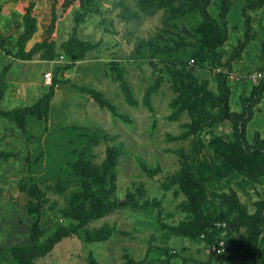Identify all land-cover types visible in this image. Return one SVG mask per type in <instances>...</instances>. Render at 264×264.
<instances>
[{"label": "rangeland", "instance_id": "obj_1", "mask_svg": "<svg viewBox=\"0 0 264 264\" xmlns=\"http://www.w3.org/2000/svg\"><path fill=\"white\" fill-rule=\"evenodd\" d=\"M52 1L0 0V108L32 106L50 86L48 73L59 82L41 120L27 116L20 130L0 118V264H20L12 248L30 242L26 206L35 200L44 231L37 243H53L33 264H89L90 255L96 264L129 258L142 264H254L252 247L264 240V164L255 151L264 147V92L241 144L235 123L197 87L219 96L228 72V112L242 115L244 100L264 81V5L247 12L254 39L233 56L244 38L245 0H232L227 39L218 51L222 63L231 55L233 60L216 67L195 59L201 18L178 16L179 0H93L80 23L79 0L67 13L56 2L59 13L49 34L45 19ZM30 5L35 31L24 45L30 58L20 60L14 56ZM219 6V0L208 6L216 20ZM75 30L92 47L72 64L61 46ZM111 154L110 176L104 168ZM234 160L246 174L228 171ZM77 161L97 169L95 195L119 208L69 233L89 207L82 179L68 166ZM190 193L201 221L192 213ZM244 215L253 223L240 224ZM95 231L110 236L87 240ZM210 244H222L221 256Z\"/></svg>", "mask_w": 264, "mask_h": 264}, {"label": "trees", "instance_id": "obj_2", "mask_svg": "<svg viewBox=\"0 0 264 264\" xmlns=\"http://www.w3.org/2000/svg\"><path fill=\"white\" fill-rule=\"evenodd\" d=\"M75 0H53L50 4L48 12L46 14V22L48 28L47 32L49 34L53 33L56 26L57 16L59 13V8L56 5L58 2L59 7L61 8L62 13H67L72 2ZM82 8L81 15L76 18V22L80 23L84 15L90 11L89 6L93 0H79ZM171 2L170 0H168ZM177 7L178 16L182 17L188 13H196L200 16L201 21L197 27V32L199 33V38L195 43L194 47L196 49L194 57L197 60L203 61L207 60L211 65L216 67H229L233 56H239V53L244 49L248 43L254 39V33L251 32V21L247 12H254L259 10L264 5V0H245V3L242 7V14L244 16V38L242 41H239L237 46L233 51V56L231 55L225 63L221 62L222 56L218 49L224 44L227 39V14L232 6V0H219V12L218 20H216L208 11V6L210 5L211 0H179ZM33 8L30 6L26 7L25 13V22L26 27L23 33L19 35L18 45L19 52L14 57L20 60H28L30 54L24 50L25 42L29 39L31 34L35 31V16L32 15ZM93 10V9H92ZM91 45L85 42L80 41L76 37V30L73 31L72 35L62 43V51L66 57L72 61V64L76 61H81L84 59L86 53L91 49ZM6 54H9L7 51ZM51 57V56H49ZM191 60V59H190ZM192 61L194 59L192 58ZM264 68V64H263ZM228 72H225L220 79L219 84V96H214L211 92L206 90V88H198L201 96L214 105H217L223 109V115L230 119L231 122L235 123L237 126V138L238 141L242 144L244 142V126L252 117V108L257 105L260 101L261 95L264 92V81L259 82L256 87L252 89V94L244 100L243 113L241 116H233L228 112V95L229 87L226 84ZM5 73L0 72V101L3 97L5 90ZM59 82L56 78H53L51 85L48 87L47 92L32 106H23L17 107L10 110H3L0 108V118L6 119L9 122H12L18 129L23 130L25 127V119L27 116H34L37 119L41 120L48 113L50 101L54 95V87L58 85ZM92 96L99 97V93L93 90H88ZM242 152H249L251 149L242 148ZM255 151L261 156L264 164V147H256ZM114 162V156L111 154L109 159L106 161L104 171H108L110 176L113 175L112 165ZM71 169V175L73 177H80L81 189L84 197L88 200L89 207L87 211L81 212L77 217V224L70 226L68 229L69 233H75L77 229L84 228L88 222L101 218L107 214L112 213L114 210L118 209L119 206L115 202H110L107 200L106 196H96L93 189L91 180L100 179L97 169L93 167L85 166L81 161L68 164ZM236 170L246 174V168L239 160L232 161V166L228 171ZM178 180V179H177ZM191 202H192V213L195 216L196 221H201V212L198 208V203L196 196H193L190 193ZM27 212L31 217V220L27 223L29 230L30 242L26 245H18L12 248V252L20 257V264H33L34 259L37 257H42L47 255L52 249V241H48L46 244H38L37 238L43 235V230L40 226L41 220V206L39 200H35L33 203H27ZM240 224H252V216L244 215L239 219ZM203 224V223H202ZM200 224V226H202ZM207 225H212V221L208 220L205 222ZM110 236V231H95L92 234H87V240H97L102 241L107 239ZM204 234H200V238H204ZM199 238V239H200ZM211 245H208V248ZM215 254V253H214ZM252 254L254 259V264H264V240L252 247ZM217 255V254H216ZM221 256V255H217ZM89 264H96L94 258L90 255L88 258ZM123 264H142L141 262H135L133 259H127ZM168 264V263H165Z\"/></svg>", "mask_w": 264, "mask_h": 264}, {"label": "built area", "instance_id": "obj_3", "mask_svg": "<svg viewBox=\"0 0 264 264\" xmlns=\"http://www.w3.org/2000/svg\"><path fill=\"white\" fill-rule=\"evenodd\" d=\"M192 61V60H191ZM229 77L231 78V79H233L234 78V76L233 75H229ZM52 80V78H51V74L50 73H48V74H46V76H45V83L46 84H48V85H51V81ZM209 250L212 252V253H215V254H217V255H221L222 253H223V246H222V244H219V245H211L210 247H209Z\"/></svg>", "mask_w": 264, "mask_h": 264}]
</instances>
